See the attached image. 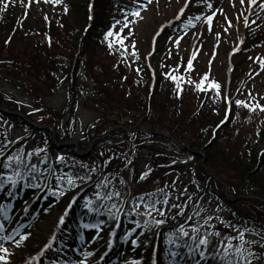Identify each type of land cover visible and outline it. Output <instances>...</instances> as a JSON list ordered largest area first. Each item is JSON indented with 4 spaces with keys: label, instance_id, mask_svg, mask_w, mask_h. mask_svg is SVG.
Masks as SVG:
<instances>
[{
    "label": "rangeland",
    "instance_id": "obj_1",
    "mask_svg": "<svg viewBox=\"0 0 264 264\" xmlns=\"http://www.w3.org/2000/svg\"><path fill=\"white\" fill-rule=\"evenodd\" d=\"M0 2L13 8L16 20L22 19L23 28L18 27L16 35L12 29L4 32L3 36L0 35V101L4 108L23 113L38 125H49L53 130L51 132L60 124V132H56L57 143H64L68 139L81 150L88 151L89 159L82 162L89 163L90 167L97 166L93 157H97L96 150L101 145L98 143L103 141L104 144V140L107 143L108 140L115 141L114 147L109 146L113 142L104 146L103 151L107 153L102 155L103 168L98 165V170L103 169V176L94 183L115 177L123 193L116 200L125 203L123 208L128 213L140 212L144 217L151 216L146 211L151 206L148 202H142L141 211L126 207L128 203L130 205L129 201L134 195L167 190L175 197V192L181 193L180 189L183 192L188 189L193 193V188L190 187L193 183L201 186L198 182L201 183L209 176L213 177L212 182H216L217 188H221L224 193L229 212L213 202L200 200L197 220L203 222L201 226L212 233L218 231L221 237H236L234 244L239 243L237 228L243 227L245 230L240 232L244 233L245 240L249 242L245 247L257 257L261 251L264 252V240L246 235L248 228L241 222L264 226V189L256 190L254 195L241 196V185L249 187L252 183L246 180L244 167L230 160L237 157L240 163L251 167L253 162L258 165L264 159V111H261V107H264V70L261 69V62H264V7H260L261 4L250 11L248 0L243 3L241 0H193L185 14V20L164 31L156 44V53L152 54L153 40L161 27L176 21L186 0H152L151 3L149 0H128L126 5L134 6L136 10L133 11H140L141 17L132 16V11L116 24L113 32L124 39L123 47L120 44L118 46L121 49L129 48L131 54L120 58L116 55L119 48H112L117 57H111L99 43L97 48L93 44L95 42L88 41L89 34L95 31L93 29L98 27L97 24H104L105 14L111 15L113 19L122 17L117 13V8L109 9L103 14L99 9L100 0H58L55 6L49 4L53 0ZM85 4H89L90 26L83 17L82 7ZM125 12L128 10L125 9ZM7 14L10 15L11 12ZM196 17L201 19L197 20ZM208 17L213 18L212 25L207 23ZM89 27L90 30L87 29ZM36 30L44 31L41 36L52 39L48 44L41 45L42 56L25 48V41L21 40L22 32ZM10 36L13 37L12 43L8 41ZM103 39L105 37L98 38L100 41ZM110 39L115 42L114 37ZM241 39H245L246 44L238 56L232 57L231 53ZM133 52L136 54L132 59ZM194 53L201 72H192L196 76H188L189 69L184 71V68L189 56ZM37 55L42 59L41 62L35 61L34 57ZM50 61L51 65H48ZM142 64L155 68L156 81L161 75L166 79L157 91L156 85L152 86L154 77L148 78L138 71L137 67ZM231 64L236 67L233 75L230 74ZM170 76L183 77L182 82L184 78L186 81L191 78L193 90L190 91L193 96L199 95L195 101L179 103L181 101L171 97L172 94L175 95L173 90H170V96L167 95L164 89L174 84ZM42 79L49 86H39ZM213 82L220 85L219 94H215L216 97L213 98L217 101L209 95L210 101L203 103L194 85L204 84L205 90H212ZM122 86L124 90L121 89ZM110 87L114 90L111 91ZM98 94L104 95L106 100L109 95L111 103L106 100L103 103L97 101ZM223 96L233 100L232 109L223 106ZM240 101L250 107L238 105ZM149 103L152 109L146 114ZM251 107H256V111L252 113ZM125 108L129 109V116L122 111ZM148 121H153L154 125ZM157 123L166 126L178 123L182 129L189 126L191 136L188 139L191 142L187 139L177 142L169 136V132L158 127ZM21 126L15 118H6V115L0 113V135L8 136L14 143L18 140H21L18 144L22 142L14 156L25 153V162L31 158L39 160L43 156L56 162H67L64 158L72 157L69 155L70 151L65 149L50 153L52 143H49L48 137L43 134L35 135ZM128 142L132 143L125 148L123 145H128ZM139 147L142 149L138 150ZM207 147L208 152L205 151ZM184 148L190 149L196 156L183 150ZM112 149L121 150L119 152L122 154L117 155ZM255 172L256 166L252 167L248 176L264 177V165L259 174ZM258 183L264 186V182ZM111 194L115 197L114 193ZM236 195L238 198H233ZM28 213L24 212V215ZM164 213L165 211L162 217L167 215ZM210 214L216 217L209 219ZM159 217L161 215L154 216L156 221H160ZM189 217L195 221L193 212L189 213ZM58 218V213L54 211L40 212L30 226L22 231L19 239L4 243L2 247L8 249L9 255L6 258L10 264H15V256L21 255L33 244L43 223ZM20 219H24L23 214ZM198 225L200 230L206 231L199 223ZM167 226L165 222L162 229ZM156 232L159 235L162 230ZM25 235L28 238L21 239ZM144 240L142 237L141 241ZM35 248L39 251L41 246ZM107 251V241H103L91 253L87 254L85 250L82 256L84 259L77 264H96ZM149 253L150 249H147L142 256L147 258ZM135 259V254H131L130 260Z\"/></svg>",
    "mask_w": 264,
    "mask_h": 264
},
{
    "label": "trees",
    "instance_id": "obj_2",
    "mask_svg": "<svg viewBox=\"0 0 264 264\" xmlns=\"http://www.w3.org/2000/svg\"><path fill=\"white\" fill-rule=\"evenodd\" d=\"M105 4H106V0H100L99 9L103 8V10H104ZM87 6L88 5L85 4L84 7H82V11L84 12L83 17H85L86 21H88V15H89ZM17 24H18V22H16L15 16L9 17V19H6V20H0V35L3 36L4 32H8L11 29L13 32L15 30V27ZM11 26H14V27L11 28ZM14 34L15 35L17 34L16 31L14 32ZM37 38L38 37H36V35H31L30 33H26V34H23V37H21V40L25 41L23 43V46L25 48L30 49L32 52H36L38 54L40 53L39 56H42L44 54L40 50L41 46H39ZM30 40H32L33 42H31ZM88 41H90V42L92 41L90 35L88 37ZM12 42H13V38L10 40V43H12ZM92 43H93V41H92ZM11 50H12V48H11ZM26 52H27V50H26ZM29 56L31 57V55H29ZM39 56L37 55V57H34V59H36L35 61L41 62L42 59ZM31 58H33V57H31ZM25 59H27V58H25ZM25 59H23V61H25ZM28 63H30L32 65V63L30 61H28ZM48 63H50L48 65H51V61ZM141 66H142V70L140 71L141 75L144 74L148 78H151V71H150L149 67L145 66V64L141 65ZM43 73H44V71H43ZM162 82H166V79L161 75V77L159 78V81L157 83L156 91L159 89V87L162 86ZM38 85L39 86L42 85V86L47 87V86H49V83L46 80L42 79V80H40V83ZM123 85L125 86L126 84H123ZM128 85L129 84H127L126 86H128ZM114 87H115V84H114ZM129 87H131V86H128V88ZM190 87L191 86H189L188 88L187 87L184 88L182 92L179 90L178 87H175V86H172L170 88H166L164 90H165V93L169 96H170V94H172L171 91L173 90V92H175V95L172 94L171 97L172 98L174 97V100H176V101L179 100V101H181L179 103H182V102L187 101V100L188 101L194 100L195 98H197V96H199V95L193 96L192 95L193 92L190 91V89H193V88H190ZM112 89H113V87H110L111 91L114 90V89L113 90ZM121 89L124 90V87L122 86ZM108 91L109 90H107V92ZM119 91H120V89H119ZM198 94H200V93L198 92ZM200 96L202 98L203 103H207L210 101L209 97L205 98L204 94H201ZM106 97L108 98L107 99L108 101L106 100L104 95L98 94L96 99H97V101H99L101 103L105 102V100H106V102L111 103V99H109L110 96L107 95ZM128 98H132V96L131 97L128 96ZM213 100L216 101L215 99H213ZM113 102L117 104L116 101H113ZM150 109H152L151 103H149V105L146 107L145 113L147 114V112L150 111ZM180 110H179V112H181ZM122 111L125 114L129 113V109H127V108H125ZM180 114L181 113H179V115ZM127 116H129V114H127ZM7 118H11V117L7 116ZM13 118H15L16 121H19V123H21V125L23 127H26L27 129H31L29 127V123L25 119L20 118V117H13ZM148 118H150V117H148ZM148 120H150V119H148ZM148 122H151V124L154 125L153 121H148ZM156 125L158 127H161L162 130L169 132V136L171 138H175V140L177 142L178 141L182 142L185 139H187L188 141L190 140V139H188V136H191V133L189 131V126L187 128L182 129L181 125H178V123L175 125H167V126L163 123H157ZM60 126H61L60 124L56 125V127H57L56 131L57 132H60ZM121 132H123V131H121ZM36 134H39V135L43 134L45 137H48L49 143L50 144L52 143V135L53 134L50 130H43L41 132H37ZM1 138L3 139V137H1ZM104 141H105L104 144H103V141L98 143L101 145L96 150L97 157L94 159L96 162H98V161L103 162L102 161V155L104 153H107V151H103L105 149L104 146H106L107 144H109L111 142H113V143L109 144V146L114 147V145H115V141H113V140H108L109 143H107L106 140H104ZM189 142H191V141H189ZM130 143H132V142H130ZM130 143L128 142V145L124 144L123 146L125 148H128ZM7 145L8 144L5 140L0 139V152L6 150L8 147ZM111 147H109V148H111ZM177 148H178V146H177ZM50 149L52 151L56 150L54 147H52ZM139 149H142V148L139 147L138 150ZM208 149H209V147H207L205 149V151L208 152ZM67 150L70 151L72 154L74 153V147H69ZM112 150H113L112 152H116L117 155L122 154L121 152H119L121 150H118V151H116L114 149H112ZM189 152L192 153L191 151H189ZM230 160L233 161L234 163L241 164V166L244 167V171H245L246 176H248V174L252 171V167H255V166H256L255 174L257 172L259 174L261 167H263V165H264L263 164L264 159L261 162H259L258 165H256L253 162L251 167H247L245 164L240 163L239 159L237 157L232 158ZM228 162H230V161H228ZM34 163H36L35 164V166H36L35 170H33L34 165L31 164V165H27V169H28L27 171L32 172L33 174H36L37 169L39 168L40 171H42L44 169L51 170L52 173L54 174L53 179L51 178V182L54 185V186L52 185L50 188V190L52 192H56V189L59 191L58 187H56L55 181L58 180L60 182L61 186H63L62 191L64 192V195L66 197H65L64 202H62L61 208H63L67 204V202L69 201V199L71 198V196L73 194L77 193L81 189L80 184H82V185L85 183L92 184V186L87 190L86 194H87V196H90L92 199L94 198L97 201V202L96 201L95 202L97 203V206H98L97 208L100 209L99 212L102 213L106 217V220L109 223L108 224L109 226L107 227V229L104 230L105 231L104 235L107 236V234H109V232L112 230V228L116 222V219L118 218L119 212L122 211L123 207L125 206V203L121 202L120 200H116V199L120 198V196H123V193L121 191L122 187H120L119 182L115 179V177L111 176L110 178L103 179V181L100 180L97 183H94L95 180L99 178V175L96 173L97 171L95 172L94 170H91V167H89L88 169H85L86 165L81 163V161L79 159H75V158H73L72 161H69V162H65V161L56 162V161H53L52 159H48L47 161H45V160L42 161V164H40L41 162L37 163L36 160H34ZM17 170H18L17 166L15 164H13V167L11 169H9V168L4 169V167H3L0 170V174H3L5 176H7L8 174H9L8 176H10V175L14 176V172ZM246 176H245L246 180L250 181L252 183V185L249 187H245V186L241 185L243 187L242 188L243 193L241 194V196H243V195H246V196L254 195L256 190L264 189V186H260V184L258 183V182H264V177L261 178L259 176V178L258 177L256 178L253 176H248L249 178L247 179ZM69 178H72V180H73V183L71 185L68 183ZM88 180H90V181L88 182ZM213 180H214V178L209 176L206 179H204L203 181H201V183L198 182L201 186H199L196 183L194 184L192 182L193 184L190 187L193 188V193H191L188 189L184 192L180 189L182 195L179 191H177V192H175V197H174V194L171 195V192L167 191V190H162V191L153 190L154 192H152V193L145 192L142 194L134 195L133 198H131L129 201V202H131L130 205H128L129 204L128 203L126 205V207L130 206V207H133L137 211H141V208H143L141 206L142 202H146V203L148 202L151 205L150 208L152 209V211L150 212L151 216H148L149 218H147L146 216L144 217L143 214L140 212L139 213H130V214L125 213L123 215V221L121 224V230L119 233V238L123 240L124 239L123 237H126L127 235H131L130 234L131 232H134V235H131L129 237L128 241L130 240V242H131V239L136 235H139L141 238L144 237L145 240H144V243L142 244L141 249H137L138 254L141 255L142 252H147L146 249H151L152 243L156 242L157 237H158V232H156V231L162 230L161 251H162V257H163V264H225V261L220 260L219 256L216 255V252H219L220 249H218L217 246L215 245L218 242V238L215 236L209 237L211 240V244H210L209 248L205 251V256L203 258L200 256V249L199 248H196L195 250H191L190 247H185V246L177 248L175 246V244L172 242L174 237H178L180 235L178 232V229L180 228V226L183 225L187 230H189L191 232L192 226L199 227L198 223L200 224V226L203 225V222L197 220L198 215H196V213L200 214V212L198 210V208L201 207L200 200L205 199L209 202L215 203L220 208H224V210L228 209L226 202H225L226 200H225L224 193L222 192V189L217 188V185L215 184L216 182H212ZM111 192L115 194V197L112 196ZM117 193H119L118 197L116 195ZM53 194L48 200L51 201L53 199V197H54ZM192 195H194V196H192ZM108 196H111L112 198L107 199ZM237 196L238 195H236V197H233V198H238ZM165 200H167V204L164 203ZM181 201H183L184 203ZM223 201L225 202V204ZM227 201H230V200L227 198ZM189 204H191V205L189 206ZM252 204L255 205L254 203H252ZM136 206L138 208H136ZM258 206H260V205H258ZM78 208L80 210H85L84 206L82 204V200L80 203H78ZM156 209H159L160 211H156ZM257 209H258V207H257ZM117 210H119L118 213H117ZM147 210L149 212V208L146 209V211ZM163 211H165L164 214L167 213V215L164 217H162V214H161V213H163ZM158 212L160 214H158ZM181 212L183 213V215L177 214V213H181ZM192 212H193V217L195 218L194 219L195 221H192L189 217V213H192ZM155 215H157V216L161 215V217H159V218H160V221H163V223L157 224L156 218H154ZM215 217L216 216L214 214L209 215V218H211V219H214ZM261 219H263V218H261ZM165 222H167L168 226L169 225L176 226V225H180V224H182V225L177 227L178 229H176V230H172L171 232H167L168 230L162 229V226ZM241 222L244 224V226L246 228H248V232L246 235L252 236V237L254 236L255 238H258V239L260 238V239L264 240V226H261V224H259V223H257V225L250 224V222H248V221H241ZM201 227H203V226H201ZM203 228H205V227H203ZM242 228L243 227H241V229H239V231L245 230ZM205 229H206V231H203L201 229L200 234L203 233L201 236H203L205 234V232L212 233L209 229H207V228H205ZM124 244L125 243H121L119 245V247L121 249L120 254L123 252ZM188 245L193 246L191 240L188 241ZM127 247H128V250H130L129 245ZM129 252L127 251L123 255L126 256ZM181 252H183L182 258H180V256L182 255ZM173 253H175V255H173ZM149 256L150 255H148L147 259H144V261H142L141 264H150L149 263V261H150ZM120 257H121V255H120ZM231 258L232 257H229V259H231ZM249 259L251 260V264H264V252L261 251V254L259 255V257H257L255 254L254 256L249 257ZM240 264H244V262L241 261Z\"/></svg>",
    "mask_w": 264,
    "mask_h": 264
},
{
    "label": "snow or ice",
    "instance_id": "obj_3",
    "mask_svg": "<svg viewBox=\"0 0 264 264\" xmlns=\"http://www.w3.org/2000/svg\"><path fill=\"white\" fill-rule=\"evenodd\" d=\"M53 2H58V0H53ZM151 2H152V0H149V3H151ZM157 2H158V0H157ZM241 2L243 3L244 0H241ZM255 3H256V0H252V4L255 5ZM8 6L9 5L7 3L4 5L5 8H7ZM131 15L135 16V17H141L140 11H133L131 13ZM196 19L199 20L201 18L196 17ZM189 23H191V21H189ZM207 23L209 25H212L213 18L208 17ZM229 23H231V22L229 21ZM125 27H127V24H125ZM113 37L115 38V41L123 47V45H124L123 37L120 34H116L113 31H109L107 33V36H106V39H108V41H109V43H108L109 48L113 47L112 39H110ZM181 39H183V37H181ZM132 47L135 48V45H133ZM177 47H179V42H177ZM123 50L126 52L127 48H124ZM135 54L136 53L133 52V55H135ZM187 67L189 70H192V64L191 63H189ZM261 69L264 70V62H261ZM170 79H172L174 82L177 83V87L182 92L183 89H182V87H180V81L183 80V77L170 76ZM205 79H207V77ZM211 86L213 88H215L217 90V92L219 91V88H220L219 84H216L215 82H213ZM197 88H198V90H201V91L205 90L204 84H198ZM238 104L242 105L244 107H250L247 103H245L243 101L238 102ZM257 106L259 107V105H257ZM250 110L255 112L256 107H251ZM261 111H264V107H261ZM29 155H31V154H29ZM60 159L62 160L63 158L61 157ZM13 164H15L18 168L19 166H22L25 164V160L19 154L15 155V156H11V157L7 158V162L4 164V167L11 169L13 167ZM33 170H35V166H33ZM20 176H21V173H20V171L17 170L14 172V176L13 175L6 176V177L0 176V180H6V181L10 182L12 185H15L17 183V179L15 177H20ZM68 183L70 185L73 183L72 178L68 179ZM116 195L118 197L119 193H117ZM111 198H112L111 196L107 197V199H111ZM164 203L167 204V200H165ZM118 211L119 210H117V213H118ZM151 211H152V209L149 208V213ZM156 211H160V210L156 209ZM161 214H163V213H161ZM179 214L183 215L182 212ZM196 215H199V213H196ZM62 222L63 221H61V223ZM156 223L161 224V223H163V221H156ZM178 232L180 235L178 237H174L173 241H172L175 244V246L177 248L182 247V246L190 247L191 250H195L196 248H199L200 249V256L202 258L205 256V251L209 248V246L211 244V240L209 238L210 236H215V237L219 238V240L217 242V248L220 249L221 251L216 252V255L219 256L220 260L225 261V264H240L241 261H243L244 264H251V260L249 259V257H252L255 255L254 253L251 252L250 249L245 247V245L248 244L249 242L245 240L244 233L240 232L239 229H237V232L239 233V236H238L239 243L238 244L233 243V240L237 239L236 237H221V234L218 231L214 232V233L205 232V234L203 236H201L200 227H192L191 232H190L189 230H187L182 225L178 229ZM27 238L28 237L26 235L21 237V239H23V240H26ZM0 239L7 240V239H9V237H0ZM189 240L192 241V245L194 247L188 245ZM17 246H19V245H17ZM0 253L4 254V255H0V262H2V264H10V261L6 258L9 255L8 249L0 247ZM173 255H175V253H173ZM229 257H232V258L229 259ZM134 264H135V262H134Z\"/></svg>",
    "mask_w": 264,
    "mask_h": 264
},
{
    "label": "bare ground",
    "instance_id": "obj_4",
    "mask_svg": "<svg viewBox=\"0 0 264 264\" xmlns=\"http://www.w3.org/2000/svg\"><path fill=\"white\" fill-rule=\"evenodd\" d=\"M57 222L58 220L50 219L47 222L43 223L41 225L40 232L37 234V237L33 241V244H30L29 248L21 255L15 256L13 262H15V264H23L24 262L31 259L34 256V253L37 252V249L35 247L47 243L50 234L53 232Z\"/></svg>",
    "mask_w": 264,
    "mask_h": 264
}]
</instances>
